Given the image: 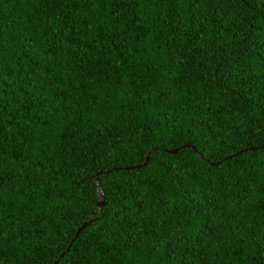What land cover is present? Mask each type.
<instances>
[{
    "label": "trees",
    "instance_id": "16d2710c",
    "mask_svg": "<svg viewBox=\"0 0 264 264\" xmlns=\"http://www.w3.org/2000/svg\"><path fill=\"white\" fill-rule=\"evenodd\" d=\"M0 264H264V0H0Z\"/></svg>",
    "mask_w": 264,
    "mask_h": 264
},
{
    "label": "water",
    "instance_id": "95a60500",
    "mask_svg": "<svg viewBox=\"0 0 264 264\" xmlns=\"http://www.w3.org/2000/svg\"><path fill=\"white\" fill-rule=\"evenodd\" d=\"M168 152H174V150H168ZM94 182L97 183V179L95 178L94 179ZM98 188V187H97ZM98 197H99V200L96 202V208L99 209L100 206L103 204V200H102V192L101 190L99 189L98 190ZM86 222H83L75 231L74 235H76L84 226H85Z\"/></svg>",
    "mask_w": 264,
    "mask_h": 264
}]
</instances>
